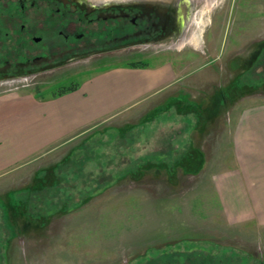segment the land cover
Listing matches in <instances>:
<instances>
[{"label":"rangeland","instance_id":"obj_1","mask_svg":"<svg viewBox=\"0 0 264 264\" xmlns=\"http://www.w3.org/2000/svg\"><path fill=\"white\" fill-rule=\"evenodd\" d=\"M85 1L166 7L168 27L121 20L124 36L118 22L70 15L84 39L45 51L0 41V94L60 97L124 65L173 66L177 83L10 173L0 264H264V227L229 222L214 180L236 164L237 118L264 104V0ZM177 9L185 25L174 29ZM24 52L47 57L21 64Z\"/></svg>","mask_w":264,"mask_h":264},{"label":"crops","instance_id":"obj_2","mask_svg":"<svg viewBox=\"0 0 264 264\" xmlns=\"http://www.w3.org/2000/svg\"><path fill=\"white\" fill-rule=\"evenodd\" d=\"M175 78L173 66L124 65L106 69L60 97L0 94V186L9 185L13 171L55 154L63 142L70 147L99 122L134 109L156 90L169 89ZM176 98L185 100L181 94L169 97ZM233 135L236 164L214 179L220 204L229 222L264 227V104L247 107Z\"/></svg>","mask_w":264,"mask_h":264},{"label":"flooded vegetation","instance_id":"obj_3","mask_svg":"<svg viewBox=\"0 0 264 264\" xmlns=\"http://www.w3.org/2000/svg\"><path fill=\"white\" fill-rule=\"evenodd\" d=\"M108 3H94L90 4L85 0H0V41H9L15 43L18 40V43L21 44H34V48H41L44 51L52 47V41H55L57 38H63L66 41V44H71L74 40H80L85 38V33L80 31V28L76 26L73 29L69 22L65 21V18L70 15H77V21L87 20L90 17L89 21H103V22H118L119 26L115 27V31L118 34V31H122L121 34L124 36H129L131 32H126L121 27V20H131V24H145V26H140V32H148L154 27H160L161 30L167 29L169 21L165 18V14L168 11L166 7H156L146 3L144 5L145 9L137 14L131 3H125L118 1V3L107 6ZM102 5V6H101ZM85 8V9H84ZM149 10V11H148ZM38 16L44 11L49 16H54L52 19H47L43 23L40 22V19H37ZM42 11V12H41ZM158 11L161 13L159 16H154L153 12ZM180 9H177L178 18L173 19L174 29L178 27H183L185 25V20H182ZM57 13V14H55ZM77 13V14H75ZM91 17V15H93ZM57 17H56V16ZM56 18V19H55ZM60 19V20H59ZM88 21V22H89ZM121 23V24H120ZM161 23V25H160ZM142 24V25H143ZM13 28L14 34L11 33L8 27ZM159 29V28H158ZM118 30V31H117ZM108 33L110 28L107 29ZM159 35H156L158 37ZM118 35L114 38L118 39ZM153 37V36H152ZM16 40V41H14ZM17 43V44H18ZM40 45V46H37ZM46 55H35L30 56L29 54L23 53L21 59V64L29 63L32 60H42L45 59ZM9 63V60L7 61Z\"/></svg>","mask_w":264,"mask_h":264},{"label":"trees","instance_id":"obj_4","mask_svg":"<svg viewBox=\"0 0 264 264\" xmlns=\"http://www.w3.org/2000/svg\"><path fill=\"white\" fill-rule=\"evenodd\" d=\"M76 88H74L73 89V87H71V88H66L65 89V92L67 93V92H71V91H74ZM61 93H63V92H61ZM58 95H60V93L58 94ZM217 103V102H216ZM218 103H219V101H218ZM217 106V105H216Z\"/></svg>","mask_w":264,"mask_h":264}]
</instances>
